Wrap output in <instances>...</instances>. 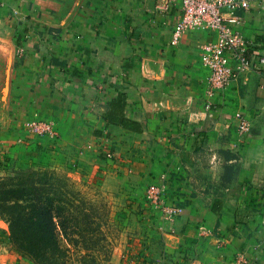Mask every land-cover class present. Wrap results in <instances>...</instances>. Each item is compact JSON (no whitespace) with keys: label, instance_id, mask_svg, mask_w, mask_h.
I'll list each match as a JSON object with an SVG mask.
<instances>
[{"label":"crops","instance_id":"obj_1","mask_svg":"<svg viewBox=\"0 0 264 264\" xmlns=\"http://www.w3.org/2000/svg\"><path fill=\"white\" fill-rule=\"evenodd\" d=\"M237 14L246 55L264 56V0ZM180 15L167 0H0V178L102 169L138 193L164 176L182 211L149 220L163 264H264V75L244 72L206 110L202 47L215 34L172 45ZM119 99L139 131L108 118ZM34 118L55 135L30 133Z\"/></svg>","mask_w":264,"mask_h":264},{"label":"trees","instance_id":"obj_2","mask_svg":"<svg viewBox=\"0 0 264 264\" xmlns=\"http://www.w3.org/2000/svg\"><path fill=\"white\" fill-rule=\"evenodd\" d=\"M120 102L112 106L108 118H118L125 129L139 131L137 124L118 115ZM13 174L0 178V217L8 225L14 250L34 264H66L69 248L61 244L63 240L77 253L87 250L90 233L101 232V228L95 206L70 176L59 175L55 169Z\"/></svg>","mask_w":264,"mask_h":264},{"label":"rangeland","instance_id":"obj_3","mask_svg":"<svg viewBox=\"0 0 264 264\" xmlns=\"http://www.w3.org/2000/svg\"><path fill=\"white\" fill-rule=\"evenodd\" d=\"M13 172L7 177H12ZM56 173L69 176L66 169L56 170ZM107 175L100 169L83 179L70 177L86 200H91L95 206L101 232L90 233L87 250L79 253L61 241L69 248L66 264H163L160 248L164 230H160V224L149 221L160 216L159 213L149 207L144 192L128 189V181ZM0 264H34L14 250L8 240V225L1 217Z\"/></svg>","mask_w":264,"mask_h":264},{"label":"built area","instance_id":"obj_4","mask_svg":"<svg viewBox=\"0 0 264 264\" xmlns=\"http://www.w3.org/2000/svg\"><path fill=\"white\" fill-rule=\"evenodd\" d=\"M179 4L181 15L173 27L171 44H177L183 33L188 30H207L215 34L212 41L202 47V62L208 70L205 80V109L215 105V99L221 98L231 85L246 71H255L264 75V56L246 54L250 43L237 30L240 17L238 12L248 8V0H167ZM15 54L21 56L23 48L16 45ZM240 134L248 132V124L239 119ZM25 128L36 136H54L53 123L48 119L34 118L25 123ZM107 157L111 154L107 152ZM157 185H149L144 190V198L150 208L156 210L162 220L172 225L182 208L166 197V177ZM177 203V202H176ZM163 230V228H160ZM239 259L236 264H242Z\"/></svg>","mask_w":264,"mask_h":264}]
</instances>
